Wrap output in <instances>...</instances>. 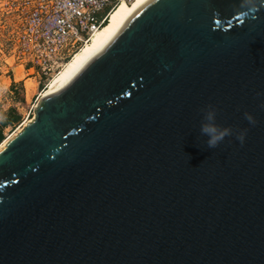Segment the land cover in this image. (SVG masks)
<instances>
[{"label": "water", "instance_id": "water-1", "mask_svg": "<svg viewBox=\"0 0 264 264\" xmlns=\"http://www.w3.org/2000/svg\"><path fill=\"white\" fill-rule=\"evenodd\" d=\"M0 264H264V0H145L45 93L0 148Z\"/></svg>", "mask_w": 264, "mask_h": 264}, {"label": "built area", "instance_id": "built-area-1", "mask_svg": "<svg viewBox=\"0 0 264 264\" xmlns=\"http://www.w3.org/2000/svg\"><path fill=\"white\" fill-rule=\"evenodd\" d=\"M120 1L10 0L18 19L12 50L29 64L39 91Z\"/></svg>", "mask_w": 264, "mask_h": 264}, {"label": "rangeland", "instance_id": "rangeland-1", "mask_svg": "<svg viewBox=\"0 0 264 264\" xmlns=\"http://www.w3.org/2000/svg\"><path fill=\"white\" fill-rule=\"evenodd\" d=\"M10 5V0H0V113L9 109L18 115V119L10 127L0 129V147L31 119L33 108L40 101L49 84L43 91H39L40 86L36 84L37 77L31 73V69L26 68L29 64L12 50L18 19ZM14 76L25 78L24 84L22 79L15 80ZM13 79L15 82L11 86L9 82ZM31 82L33 88L27 91L28 84Z\"/></svg>", "mask_w": 264, "mask_h": 264}, {"label": "bare ground", "instance_id": "bare-ground-1", "mask_svg": "<svg viewBox=\"0 0 264 264\" xmlns=\"http://www.w3.org/2000/svg\"><path fill=\"white\" fill-rule=\"evenodd\" d=\"M143 1L145 0H121L118 2L108 12L106 21L90 34L86 42L83 43L78 50L74 51L64 62L61 68L48 80L47 84H49L43 95L59 82L67 79L73 71L80 67L83 62L94 54L118 30L122 22L129 16V14ZM32 88L33 83L31 82L28 84L27 91ZM4 144H2L1 147Z\"/></svg>", "mask_w": 264, "mask_h": 264}, {"label": "clouds", "instance_id": "clouds-1", "mask_svg": "<svg viewBox=\"0 0 264 264\" xmlns=\"http://www.w3.org/2000/svg\"><path fill=\"white\" fill-rule=\"evenodd\" d=\"M245 118L249 121V123L254 124L255 121L253 118L245 114ZM200 132L202 135H206L208 137L206 144L208 148H214L221 142L225 136L231 135L230 128H219L215 124V111L214 110H206L204 113L203 121L201 123ZM237 139L243 143L244 141V133H241L237 136Z\"/></svg>", "mask_w": 264, "mask_h": 264}, {"label": "crops", "instance_id": "crops-1", "mask_svg": "<svg viewBox=\"0 0 264 264\" xmlns=\"http://www.w3.org/2000/svg\"><path fill=\"white\" fill-rule=\"evenodd\" d=\"M29 70H30V69H29ZM13 78H14L15 80H20V79H22V83H23V84H24V82H25V78H15V76H14ZM14 79H13L12 81L9 82L11 86H12V84H14V82H15ZM10 113H12V111L9 110V109H7L4 113H3V112L0 113V121H2V124H0V129H1V130L10 127L11 125L14 124V122L17 121L18 118H16V119H11L10 121L6 120V117H8V116L10 115ZM16 115H17V114H16ZM3 121H4V122H3ZM6 121H7V122H6ZM19 123H20V122H19ZM1 130H0V131H1Z\"/></svg>", "mask_w": 264, "mask_h": 264}, {"label": "trees", "instance_id": "trees-1", "mask_svg": "<svg viewBox=\"0 0 264 264\" xmlns=\"http://www.w3.org/2000/svg\"><path fill=\"white\" fill-rule=\"evenodd\" d=\"M54 78V77H53ZM52 78V79H53ZM51 79V80H52ZM50 80V81H51ZM18 118V115H16V113L13 111L12 113H10V115L8 117H6V120L10 121L11 119H16ZM22 121V120H21ZM4 122V121H3ZM7 122V121H6ZM0 124H2V121H0ZM0 137H1V134H0ZM1 141V140H0Z\"/></svg>", "mask_w": 264, "mask_h": 264}]
</instances>
